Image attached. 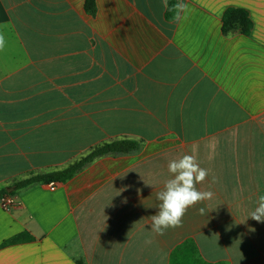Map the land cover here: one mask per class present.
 <instances>
[{
  "label": "crops",
  "instance_id": "0c3cea01",
  "mask_svg": "<svg viewBox=\"0 0 264 264\" xmlns=\"http://www.w3.org/2000/svg\"><path fill=\"white\" fill-rule=\"evenodd\" d=\"M95 1L0 0V191L18 202L0 201V264H264L249 217L264 195V0H184L179 21L163 0ZM229 8L249 33L225 29ZM122 139L140 146L15 188ZM185 154L214 195L157 235L156 192Z\"/></svg>",
  "mask_w": 264,
  "mask_h": 264
},
{
  "label": "clouds",
  "instance_id": "9594fccd",
  "mask_svg": "<svg viewBox=\"0 0 264 264\" xmlns=\"http://www.w3.org/2000/svg\"><path fill=\"white\" fill-rule=\"evenodd\" d=\"M165 8L168 7V0H163ZM176 10L174 21L182 19L181 13H185L188 5L184 0H178L172 6ZM5 45L3 35H0V50ZM168 171L172 178L167 180L163 188L156 192V199L159 201V211L150 216L151 230L157 235H164L168 229H175L182 226L183 217L189 208L209 200L213 197L212 191H201L197 185L205 181L209 172L202 168L194 155L185 154L179 159L171 160L168 163ZM213 182H215L213 178ZM199 213L205 214V209L200 208ZM249 217L258 223H264V195H259L255 209ZM151 243V241H146Z\"/></svg>",
  "mask_w": 264,
  "mask_h": 264
},
{
  "label": "trees",
  "instance_id": "16d2710c",
  "mask_svg": "<svg viewBox=\"0 0 264 264\" xmlns=\"http://www.w3.org/2000/svg\"><path fill=\"white\" fill-rule=\"evenodd\" d=\"M178 0H168V7L166 10V19L168 21H173V17L176 15V10L172 8L174 4H176ZM86 10L89 13L94 14L96 10V1L95 0H87ZM241 23L244 27V32L249 33L252 28V20L247 11L238 8H229L225 11L223 15V25L225 29H229L234 26L235 23ZM140 146L139 142L129 139H122L118 141H114L111 143H107L102 145L96 149H94L89 155L82 158L80 161L75 164L69 166L68 168L60 171H55L49 174L44 175H36L31 176L27 179L18 181L15 184V188L17 190H21L32 186L34 184L39 183H52V182H66L70 178H72L77 172H79L84 166L93 161L95 158L103 156L109 153H127L133 150L138 149ZM6 190L0 191V198L7 195ZM18 240V239H17Z\"/></svg>",
  "mask_w": 264,
  "mask_h": 264
},
{
  "label": "built area",
  "instance_id": "2783aa9c",
  "mask_svg": "<svg viewBox=\"0 0 264 264\" xmlns=\"http://www.w3.org/2000/svg\"><path fill=\"white\" fill-rule=\"evenodd\" d=\"M51 186L55 187L56 183L52 182ZM0 201H1L4 209H11V208L15 207L16 205H18L17 198L12 194H7V195L1 197Z\"/></svg>",
  "mask_w": 264,
  "mask_h": 264
},
{
  "label": "rangeland",
  "instance_id": "374dc122",
  "mask_svg": "<svg viewBox=\"0 0 264 264\" xmlns=\"http://www.w3.org/2000/svg\"><path fill=\"white\" fill-rule=\"evenodd\" d=\"M33 35H34V37H36L37 36V32L36 31H34L33 33H32ZM46 81H48V80H50L51 81V79H45ZM44 104H46V105H49V104H51L52 102H53V100H52V95L51 94H49V93H46V94H44ZM92 152V151H91ZM90 154V153H89ZM89 154H87V155H89ZM87 155H85V156H81V157H79L73 164H75L76 162H78V161H80L82 158H84V157H86ZM72 164V165H73ZM71 166V165H70Z\"/></svg>",
  "mask_w": 264,
  "mask_h": 264
}]
</instances>
